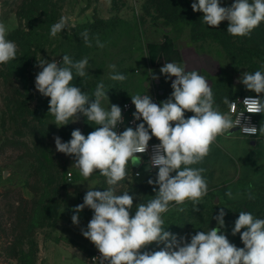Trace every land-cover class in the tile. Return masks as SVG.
<instances>
[{"label": "rangeland", "instance_id": "obj_1", "mask_svg": "<svg viewBox=\"0 0 264 264\" xmlns=\"http://www.w3.org/2000/svg\"><path fill=\"white\" fill-rule=\"evenodd\" d=\"M194 2L197 0H0V22L8 28L6 39L17 45L15 59L0 64V264H87L85 257L94 244L82 230H87L91 219L85 208L74 212L86 192L109 187L116 195L128 192L133 196L130 216H134L137 205L155 198L154 187L158 191V185L147 182L156 179L158 168L149 171L146 162L138 166L137 177L129 163L126 178L109 186L98 170L85 180L73 166L75 158L56 150L55 137L68 142L72 131L79 129L87 137L98 126L80 113L67 125L53 123L54 117L48 113L50 98L35 87L41 59L55 60L60 66L63 55L74 63L87 58V75L78 77L73 69L71 84L81 88L91 102L97 85L103 82L108 99L101 106L106 110L141 92H155L158 105L171 97L175 77L160 72L166 61L151 57L154 43L178 51L189 42L184 51L188 57L175 63L208 80L214 108L221 113L227 114L225 97L255 93L240 81L245 72H264V22L247 36H232L226 20L216 28L205 24L203 13L193 12ZM234 2L220 0V5L231 7ZM61 17L67 18V26L53 37L51 27ZM85 31L91 46L81 35ZM97 39L103 48L97 47ZM109 65H115V73L126 79L111 80L114 72ZM258 95L264 98V93ZM192 115L185 112V118ZM256 118L259 128L264 126V113ZM150 141L159 140L152 137ZM215 142L218 144L211 145L208 155L190 167L205 169V180L219 183H207V194L198 205L191 200L170 205L162 214V227L181 243H190L197 231L219 227L216 217L223 208L220 233L243 248L240 233L232 234L239 213L264 219V135L250 139L235 130L217 136ZM242 179L247 183L245 190L239 188ZM74 214L78 224L72 222ZM164 246L153 242L140 251L152 253Z\"/></svg>", "mask_w": 264, "mask_h": 264}, {"label": "clouds", "instance_id": "obj_2", "mask_svg": "<svg viewBox=\"0 0 264 264\" xmlns=\"http://www.w3.org/2000/svg\"><path fill=\"white\" fill-rule=\"evenodd\" d=\"M191 8L193 12L203 13L202 20L209 27L216 28L228 21L227 32L232 36H247L264 22V0L251 3L235 0L231 7H222L220 0H197ZM66 26L67 18L61 17L52 25L50 35L55 37ZM7 34V26L0 22V64L15 59L17 53V45L6 39ZM81 35L91 46L88 33L85 31ZM97 47H104L98 39ZM88 63L87 58L74 63L68 55H63L60 66L55 60L38 62L42 71L35 77V87L41 95L50 98L48 113L54 117L53 123L57 127L67 125L80 113L98 126L87 137L79 129L72 131L68 142L55 137L56 150L75 158L73 166L85 180L98 170L107 178L109 186H115L126 178L129 163L131 166L141 163L137 154L148 151L152 137L160 142L153 146L150 161L151 167L158 168L157 177L147 181L149 185H158V191L154 187L155 198L137 205L134 216H130L133 196L128 192L116 195L113 187L104 191L89 189L83 203L75 207L77 214L85 207L94 212L82 235L101 254L99 264H264V219L255 218L250 212L239 213L232 231L233 235L240 233L243 248H237L220 233L224 226L223 208L216 217L219 227L207 232L197 231L190 243H181L162 227V214L169 211L170 205H182L188 200L198 205L207 194L208 185L202 176L205 169L190 165L201 162L208 155L217 136L240 125L244 112L235 121L230 114L221 113L214 108L213 92L204 76L195 70L186 71L174 62H166L160 72L175 77L171 83V97L158 105L148 95L131 96L136 109L133 116L136 120L142 118L143 122L135 129L128 127L117 134L114 129L123 121L122 110L115 104L110 110L101 106V102L108 99L103 82L97 85L91 102L81 88L71 84L73 69L78 77H85ZM109 67L114 72L111 80L122 82L126 79L125 75L115 73V65ZM240 82L247 90L264 93L262 71L245 72ZM223 102L235 112L236 102L227 97ZM243 104L247 113H264V98L248 96ZM186 111L194 115L185 118ZM241 131L247 136L258 132L264 135V126L259 131L255 126H242ZM179 211L184 209L179 208ZM71 219L73 224L79 223L78 215L74 214ZM242 229L245 230L241 232ZM153 242L165 246L152 253L140 251Z\"/></svg>", "mask_w": 264, "mask_h": 264}, {"label": "built area", "instance_id": "obj_3", "mask_svg": "<svg viewBox=\"0 0 264 264\" xmlns=\"http://www.w3.org/2000/svg\"><path fill=\"white\" fill-rule=\"evenodd\" d=\"M139 95H148L151 97L152 101L157 104L156 102V93L155 92H141ZM252 96V97H258L259 95L253 92H243V93H238L233 95L232 97L229 98L230 101L236 102V109L235 112H232L229 105H226V112L227 114H230L232 119L235 121L237 119V116L241 113L244 112V116L241 118V124L237 125V131L243 135L244 137L250 138V139H256L259 137V132L256 135H250L247 136L241 131L242 126H255L258 131H259V126H258V119L256 118L259 114H250L246 112V106L243 104V101L246 97ZM259 98H261L259 96ZM117 106H119L122 110V117L123 121L122 123H118L117 127L114 129V131L117 132V134L122 133L124 130H126L128 127H136L139 123L143 122V119L141 118L140 120H136L133 116V113L136 111L135 105L132 103L131 97L126 98L122 100ZM159 141H149V146H148V151L144 154H137L141 157V163L146 162L147 164V169L149 171H152L154 169L157 170L155 167H151V156L153 154V146L159 144ZM140 163V164H141ZM139 164V165H140ZM131 166L132 168V175L134 177H137L139 175V171L137 170L138 166ZM70 173H67V176L70 177ZM86 211L88 212L90 219H92L94 212L93 210L85 207ZM101 257V254L99 253L98 249L94 245L92 247L91 252L88 254L86 258V261L88 264H99V258ZM107 264V262H105Z\"/></svg>", "mask_w": 264, "mask_h": 264}, {"label": "crops", "instance_id": "obj_4", "mask_svg": "<svg viewBox=\"0 0 264 264\" xmlns=\"http://www.w3.org/2000/svg\"><path fill=\"white\" fill-rule=\"evenodd\" d=\"M188 46H189V42L181 44L182 50L176 51L173 48L164 47V46H157L154 43L150 46V55L152 58H154V60L157 59L159 56H161L165 59L166 62H174L175 63L177 61H181V60L183 61L188 57V55L186 56L185 55L186 53H184V51H186ZM182 63H183L182 65L186 64V62H182ZM185 70L190 71V68L185 66ZM214 143L218 144V142H214ZM206 182L210 183L211 185H214V186H216L219 183V182L213 183L212 178H209L208 180H206ZM237 183H239V181H237ZM246 184H247L246 180L242 179V182L239 184L240 185L239 188H242L243 190H245ZM252 187H254V186H252ZM248 191L249 190H247L246 192H248ZM86 263H87V261H86Z\"/></svg>", "mask_w": 264, "mask_h": 264}, {"label": "water", "instance_id": "obj_5", "mask_svg": "<svg viewBox=\"0 0 264 264\" xmlns=\"http://www.w3.org/2000/svg\"><path fill=\"white\" fill-rule=\"evenodd\" d=\"M235 130H237V128H236V127H234V128H232V129H230L228 133H231V132H233V131H235Z\"/></svg>", "mask_w": 264, "mask_h": 264}, {"label": "trees", "instance_id": "obj_6", "mask_svg": "<svg viewBox=\"0 0 264 264\" xmlns=\"http://www.w3.org/2000/svg\"><path fill=\"white\" fill-rule=\"evenodd\" d=\"M162 1V0H161ZM170 1H174V0H170Z\"/></svg>", "mask_w": 264, "mask_h": 264}]
</instances>
